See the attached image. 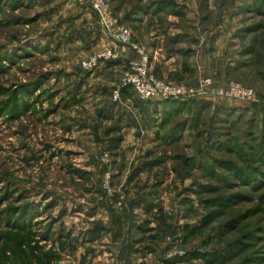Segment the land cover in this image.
I'll list each match as a JSON object with an SVG mask.
<instances>
[{"label": "rangeland", "instance_id": "obj_1", "mask_svg": "<svg viewBox=\"0 0 264 264\" xmlns=\"http://www.w3.org/2000/svg\"><path fill=\"white\" fill-rule=\"evenodd\" d=\"M109 2L156 78L216 93L121 95L136 53L84 71L89 9L0 0V264H264V0Z\"/></svg>", "mask_w": 264, "mask_h": 264}, {"label": "built area", "instance_id": "obj_2", "mask_svg": "<svg viewBox=\"0 0 264 264\" xmlns=\"http://www.w3.org/2000/svg\"><path fill=\"white\" fill-rule=\"evenodd\" d=\"M78 6L92 11L103 32L108 34L117 43L132 49L137 58L124 64L121 74V86L127 88L139 100L142 101H165V100H186L199 98L212 92V81L208 78L201 79L197 85L174 84L162 81L155 77L148 62V57L143 47L137 46L132 41L130 30L120 24L118 17L111 8L109 0H75ZM118 57L115 50L106 49L93 53L89 58L82 62V69L89 71L99 63L114 61ZM229 99L241 101H252L254 93L239 84L231 83L221 93ZM119 97V91L114 95V99ZM104 188L111 193L109 187V173L104 178Z\"/></svg>", "mask_w": 264, "mask_h": 264}, {"label": "crops", "instance_id": "obj_3", "mask_svg": "<svg viewBox=\"0 0 264 264\" xmlns=\"http://www.w3.org/2000/svg\"><path fill=\"white\" fill-rule=\"evenodd\" d=\"M77 11L79 14L78 20L83 25V28H85L84 31L89 35V37L92 40L97 41V45L95 46V48L115 50L116 52L119 53L121 62L124 61V59L129 60V59H132L134 57V53L128 47H122V46H118V45L114 44L113 41L105 35V33L101 32V30L98 27V22H97L95 15H93L89 10H85V9H81V8L77 7ZM91 17H92V19H90ZM91 21L95 22L96 27H97L96 29L94 28L93 23ZM154 60H155V57L153 58V60L151 62V68H153L154 73L156 72L158 74V72H157L158 68L154 67V62H155ZM111 69H113V68L108 67V69L105 71H109ZM161 69L162 68L160 67V70ZM96 71L102 72L101 68H98ZM123 94L129 95V96L132 95V93L129 89L125 90L121 95H123ZM126 101H127V99H126ZM122 105L124 106L125 102H122ZM118 109H119L118 107L110 109L113 116H115V115L118 116V113H117ZM121 113H122V111L119 113V115ZM116 116H115V118H116Z\"/></svg>", "mask_w": 264, "mask_h": 264}, {"label": "trees", "instance_id": "obj_4", "mask_svg": "<svg viewBox=\"0 0 264 264\" xmlns=\"http://www.w3.org/2000/svg\"><path fill=\"white\" fill-rule=\"evenodd\" d=\"M115 14H116V13H115ZM125 90H127V88H123L122 93H123ZM209 222H210V217H209L208 220L204 223V224H205L204 226H207V225L209 224Z\"/></svg>", "mask_w": 264, "mask_h": 264}]
</instances>
